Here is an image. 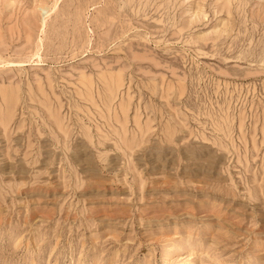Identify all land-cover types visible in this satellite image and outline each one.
Here are the masks:
<instances>
[{"label":"rangeland","instance_id":"rangeland-1","mask_svg":"<svg viewBox=\"0 0 264 264\" xmlns=\"http://www.w3.org/2000/svg\"><path fill=\"white\" fill-rule=\"evenodd\" d=\"M169 243L264 264V0H0V264Z\"/></svg>","mask_w":264,"mask_h":264},{"label":"bare ground","instance_id":"bare-ground-1","mask_svg":"<svg viewBox=\"0 0 264 264\" xmlns=\"http://www.w3.org/2000/svg\"><path fill=\"white\" fill-rule=\"evenodd\" d=\"M120 77V76H119ZM120 79V78H119ZM118 79V80H119ZM2 94V93H1ZM7 98V97H6ZM174 241V240H173ZM176 244L175 243H169L166 247V250H165V255L163 256V262L164 264H175L174 263V257L172 256V254L176 251ZM208 250V249H207ZM180 251H183L182 255H185V257L187 258V260L183 261V262H179V263H176V264H190L188 263V261L190 260V251L191 250V246L190 247H185L183 250H180ZM207 252V251H206ZM184 258V257H183ZM182 258V259H183ZM177 259V258H176ZM200 262V261H199ZM198 264V263H197Z\"/></svg>","mask_w":264,"mask_h":264}]
</instances>
